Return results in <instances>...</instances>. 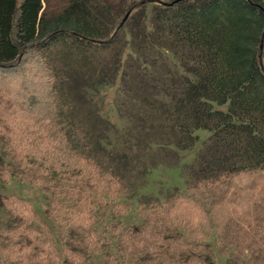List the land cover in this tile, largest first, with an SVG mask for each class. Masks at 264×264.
I'll return each mask as SVG.
<instances>
[{"label": "rangeland", "instance_id": "374dc122", "mask_svg": "<svg viewBox=\"0 0 264 264\" xmlns=\"http://www.w3.org/2000/svg\"><path fill=\"white\" fill-rule=\"evenodd\" d=\"M68 1L46 0V20L57 19ZM105 1L112 13L87 21L94 39L108 38L137 0ZM145 10L144 29L132 27L129 18L109 45L79 44L70 34L42 38L45 43L24 49L16 74L0 72V264H114L113 259L116 264H156L154 251L162 241L155 233H182L197 246H207L214 264H264V166L200 181L203 165L197 158L216 140L214 131H194L195 145L178 150L177 156L158 144L141 149L137 153L144 156L132 161L133 169L119 182L104 179L100 169H84L76 132L65 126L59 107L66 101L64 76L82 71V61L105 66L107 84L99 87L89 80L87 95L93 98L92 110L100 108L123 135L140 129L139 119L147 112L138 94L126 91L121 70L111 79L117 58L122 64L140 56L134 82H148L160 96L175 92L169 85L176 75L192 78L181 66L182 52H175V29L157 31L150 5ZM143 39L147 48L138 46ZM36 59L57 74L49 87ZM55 86L58 93L52 91ZM76 94L70 92L68 110L78 119ZM214 107L228 110L227 103ZM191 184L195 188H187Z\"/></svg>", "mask_w": 264, "mask_h": 264}, {"label": "trees", "instance_id": "16d2710c", "mask_svg": "<svg viewBox=\"0 0 264 264\" xmlns=\"http://www.w3.org/2000/svg\"><path fill=\"white\" fill-rule=\"evenodd\" d=\"M92 1L69 0L62 14L49 23L46 0H0V72L16 74L24 49L32 42L45 43L40 41L42 38L52 41L70 34L79 44L109 45L129 18L132 27L144 29L145 9L150 5L151 22L157 31L175 29V52H182L181 66L192 78L176 75L169 85L175 92L160 96L148 82L135 84L140 56L134 59L131 55L122 64V58H117L111 79H116L121 70L126 91L138 94V104L147 112L139 119L143 124L140 129L123 135L100 108L92 110L93 98L87 95L89 80L94 79L99 87L107 84L105 66L92 67L82 61V71L64 76L60 82L67 92L66 101H61L59 107L66 114L65 126L76 132L84 169L94 168L97 173L101 170L104 179L119 182L133 169L132 161L143 155L138 151L158 144L177 156L178 150L195 145L198 137L193 133L198 129L214 131L216 137L198 155L197 164L203 165L200 181L217 180L239 172L242 167L264 166V0H137L128 7L127 17L105 39H94L87 21L111 14L110 3L103 0L101 5H93ZM143 41L139 48H147ZM35 66L49 87L57 74L45 68L39 59ZM57 89L52 87L53 92L58 93ZM72 90L77 93L76 108L81 113L78 119L68 110L69 102H73L69 97ZM226 103V112L214 107ZM241 157L251 162L236 164L235 160ZM194 168L191 165L190 171L194 172ZM87 172L88 176L92 174ZM154 238L162 241L154 251L156 264H214L207 246H197L195 240L182 233H155ZM106 256L110 258L112 254Z\"/></svg>", "mask_w": 264, "mask_h": 264}, {"label": "water", "instance_id": "95a60500", "mask_svg": "<svg viewBox=\"0 0 264 264\" xmlns=\"http://www.w3.org/2000/svg\"><path fill=\"white\" fill-rule=\"evenodd\" d=\"M128 13L123 17V19H125L127 17Z\"/></svg>", "mask_w": 264, "mask_h": 264}]
</instances>
